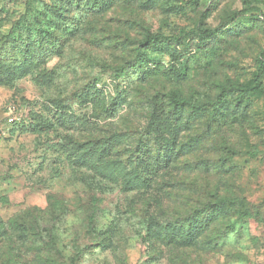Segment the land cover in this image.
Here are the masks:
<instances>
[{"label":"rangeland","instance_id":"obj_1","mask_svg":"<svg viewBox=\"0 0 264 264\" xmlns=\"http://www.w3.org/2000/svg\"><path fill=\"white\" fill-rule=\"evenodd\" d=\"M251 3L259 10L241 13L244 0H0V264H264L261 217L238 220L214 252L178 247L179 228L162 225L205 188L235 191L264 217V0ZM198 27L208 36L188 33ZM148 32L162 38L143 43ZM160 114L185 123L197 151L149 190L101 178L98 138L127 134L103 146L124 159Z\"/></svg>","mask_w":264,"mask_h":264},{"label":"trees","instance_id":"obj_2","mask_svg":"<svg viewBox=\"0 0 264 264\" xmlns=\"http://www.w3.org/2000/svg\"><path fill=\"white\" fill-rule=\"evenodd\" d=\"M245 7L241 13L256 12L258 7L253 6L251 0H244ZM183 32V31H182ZM181 32V33H182ZM208 30L200 27L189 31L188 33L197 34L198 36H208ZM162 38L161 35L148 32L143 43H155ZM40 44V42L38 41ZM264 71V52L259 58V72ZM100 95L101 106L100 111H108L109 107L114 106L113 100L107 102L105 90L97 89ZM122 93L118 94L117 100H122ZM115 100V101H117ZM57 103V102H55ZM122 103V102H120ZM180 103V104H179ZM171 104L173 106H182L187 109V101H179L176 95H172ZM113 107L111 110H116ZM159 113V109L154 114ZM115 114V113H114ZM62 115V111H60ZM161 114L150 117L148 128L153 127L154 130L147 137V142L139 144L141 139H136L134 145L129 149L124 159H113L107 155L105 144H113L114 147H120V140L125 133L115 132L109 135L101 136L95 142L98 147L97 163L98 172L104 180L108 182H116L125 191L149 190L153 186V180L161 172H166L172 168L176 160H181L185 155H191L197 151L198 142L196 138H184L180 133V128L185 123H180L178 119H173L171 123L167 119L161 118ZM180 127V128H179ZM168 131H167V130ZM114 155L125 156L121 152H115ZM189 164V163H188ZM127 168V169H123ZM198 167H195L196 169ZM203 172L209 171L205 165L201 168ZM188 170V169H187ZM219 188L211 191L193 189L192 193L197 192V198H193L187 208L178 211L177 218L174 222H165L162 225L168 226L173 224L179 228V232L174 235L175 244L181 248L196 249L198 251L214 252L219 243L224 241L229 233L235 229L238 220H258L261 211H254L256 208L251 205L245 197L240 196L235 191L224 190V194L219 192ZM190 194V193H188ZM202 194L204 195L202 197ZM202 197V198H201ZM98 211L96 201L93 202V214ZM93 215L90 222L93 221ZM166 231L162 230L163 239Z\"/></svg>","mask_w":264,"mask_h":264}]
</instances>
